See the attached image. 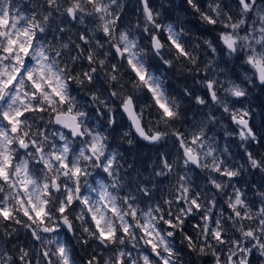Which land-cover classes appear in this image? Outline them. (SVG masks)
I'll return each mask as SVG.
<instances>
[{
	"label": "clouds",
	"instance_id": "9594fccd",
	"mask_svg": "<svg viewBox=\"0 0 264 264\" xmlns=\"http://www.w3.org/2000/svg\"><path fill=\"white\" fill-rule=\"evenodd\" d=\"M0 264H264V0H0Z\"/></svg>",
	"mask_w": 264,
	"mask_h": 264
}]
</instances>
